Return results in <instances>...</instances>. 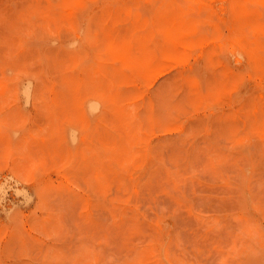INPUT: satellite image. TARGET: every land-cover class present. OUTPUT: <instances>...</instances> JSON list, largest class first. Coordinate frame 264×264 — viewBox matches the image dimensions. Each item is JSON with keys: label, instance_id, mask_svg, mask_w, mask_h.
<instances>
[{"label": "rangeland", "instance_id": "rangeland-1", "mask_svg": "<svg viewBox=\"0 0 264 264\" xmlns=\"http://www.w3.org/2000/svg\"><path fill=\"white\" fill-rule=\"evenodd\" d=\"M0 264H264V4L0 0Z\"/></svg>", "mask_w": 264, "mask_h": 264}, {"label": "bare ground", "instance_id": "bare-ground-1", "mask_svg": "<svg viewBox=\"0 0 264 264\" xmlns=\"http://www.w3.org/2000/svg\"><path fill=\"white\" fill-rule=\"evenodd\" d=\"M259 1H260L262 4H264V0H259ZM116 3H117V2H116ZM187 3H188V2H187ZM193 3H195V2H193ZM202 3H203V2H202ZM177 4H178V3H177ZM188 4H189V3H188ZM158 5H159V3H158ZM153 6H154V8H155V4H153ZM157 7H158V6H157ZM208 7H209V6H208ZM14 10H15V8H14ZM49 10H50V9H49ZM204 10H205V8H204ZM50 11H51V10H50ZM211 11H212V9H211ZM208 15H209V14H208ZM209 16H210V15H209ZM209 16L207 17L208 19H209ZM25 18L27 19V17H25ZM150 18H151V16H150ZM35 19L37 20L36 17H35ZM38 19H39V18H38ZM148 20H149V19H148ZM33 21H34V20H33ZM208 21H210V20H208ZM261 21H262V20H261ZM147 24H149V22H148ZM147 24H146V25H147ZM150 24H151V23H150ZM150 24H149V25H150ZM223 24H224V23H223ZM44 25H45V24H44ZM225 25H226V24H225ZM225 25H224V26H225ZM147 26H148V25H147ZM151 27H152V26H151ZM147 28H148V27H147ZM152 28H154V27H152ZM224 28H225V27H224ZM152 30H153V29H152ZM7 38H8V37H7ZM217 41H218V40H217ZM213 43H214V41H213ZM28 45H29V43H28ZM70 45H71V42H70ZM70 45L68 44L69 47H71ZM202 48H203V47H202ZM236 52H237V51H236ZM237 53H238L239 55L241 54V53H239V52H237ZM195 56H196V55H195ZM216 56H217V55H216ZM238 57H239V56H238ZM240 57H242V56L240 55ZM194 58H195V57H194ZM240 59H243V58H240ZM217 60L219 61L218 58H217ZM14 65H15V64H14ZM197 69H198V68H197ZM6 70H8V69H6ZM198 70H199V69H198ZM10 71H12V70H10ZM239 71H240V70H239ZM197 73H198V72H197ZM6 74H10V73H9V70H8V72H6ZM197 79H198V78H197ZM216 80H217V79H216ZM258 80H259V79H258ZM258 80H257V81H258ZM195 81H196V80H195ZM257 81H256V82H257ZM193 82H194V81H193ZM199 82H200V81H199ZM207 82H208V81H207ZM209 82H210V81H209ZM25 84H26V82H25ZM28 84H30V83H28ZM262 84H263V83H262ZM21 86H22V85H21ZM23 86H24V85H23ZM24 87H25V86H24ZM29 87H30V86H29ZM27 88H28V87H27ZM261 88H262V87H261ZM210 89H211V88H210ZM22 91H23V90H22ZM207 93H208V92H207ZM207 93H206V94H207ZM22 94H23V93H22ZM24 95L26 96V94H24ZM207 95H208V94H207ZM28 96H29V95H28ZM28 96H27V97H28ZM22 97H23V95H22ZM23 98H24V97H23ZM25 99H27V98L25 97ZM28 100H29V97H28ZM23 101H24V100H23ZM25 102H26V101H25ZM25 102H24V103H25ZM208 102H209V101H208ZM21 103H22V102H21ZM94 103H95V102H94ZM96 103H97V102H96ZM25 104H28V101H27V103H25ZM87 104H88V103H87ZM229 106H230V105H229ZM225 107H226V106H225ZM88 108H90V107H88ZM92 108H93V107H92ZM90 109H91V108H90ZM90 109H89V111H91ZM180 112H181V111H180ZM181 113H182V112H181ZM182 114H183V113H182ZM181 116H182V115H181ZM77 121H78V120H77ZM196 123H197V122H196ZM76 124H77V123H76ZM181 126H182V125H181ZM69 130H70V129H69ZM71 132H74V131H71ZM244 134H246V133H244ZM72 136H73V134H72ZM72 136H70V137H72ZM74 137H75V135H74ZM13 138H14V136H13ZM71 140H72V139H71ZM72 142H73V140H72Z\"/></svg>", "mask_w": 264, "mask_h": 264}]
</instances>
